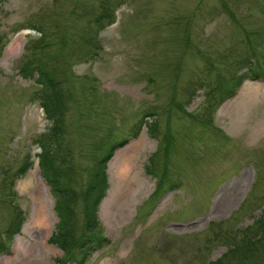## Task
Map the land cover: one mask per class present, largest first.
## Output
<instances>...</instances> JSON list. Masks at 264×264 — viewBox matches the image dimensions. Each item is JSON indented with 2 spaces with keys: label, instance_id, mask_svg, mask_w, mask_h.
Returning a JSON list of instances; mask_svg holds the SVG:
<instances>
[{
  "label": "rangeland",
  "instance_id": "374dc122",
  "mask_svg": "<svg viewBox=\"0 0 264 264\" xmlns=\"http://www.w3.org/2000/svg\"><path fill=\"white\" fill-rule=\"evenodd\" d=\"M27 61L63 95L59 183L39 166L52 123ZM263 61L264 0H0V264H62L60 188L81 228V193L124 138L84 264H264Z\"/></svg>",
  "mask_w": 264,
  "mask_h": 264
},
{
  "label": "trees",
  "instance_id": "16d2710c",
  "mask_svg": "<svg viewBox=\"0 0 264 264\" xmlns=\"http://www.w3.org/2000/svg\"><path fill=\"white\" fill-rule=\"evenodd\" d=\"M111 14H106L105 17L109 18ZM102 15H99L96 19L100 20ZM264 62V61H263ZM32 62L27 61L20 68L25 76L37 75V83H43L44 89L39 94L40 105L44 109L46 116L51 120V127L47 134L40 136L41 152L39 153V166H42L46 170L52 172V174L58 177L55 183H59L60 175L56 172V156L59 152V142L55 139L63 133L64 125V100L63 95L59 89V83L52 75V72L45 70L38 63L36 66H31ZM264 68V63L263 67ZM258 71L251 69L254 76H262L263 70ZM264 75V74H263ZM240 80V79H239ZM153 131V128H151ZM137 133V131L135 132ZM54 141V142H53ZM126 142L125 139H121L109 146L108 150L104 153L100 159H98L94 172H92L89 183L82 191V216L83 221L81 228L78 227L76 209L73 208L74 193L70 188H60V196L56 201V207L58 208L59 221L56 231L51 235L50 240L54 242L62 251L63 259L62 264L68 261H73L75 264H84L90 251L96 246L100 245L106 238L101 236L99 230H95L98 226L97 210L99 203L105 196L106 189L108 187V176L106 173L107 161L112 156L113 151L122 146ZM29 164V162H26ZM27 164H24L19 169L20 173H24ZM152 172L151 169H148ZM62 192V194H61ZM264 210L262 212V215ZM16 218L6 227L4 233L9 242L14 235L19 231L23 222L22 214L18 213ZM264 218L257 219V222ZM77 224V226H76ZM248 234V232H247ZM247 250L243 249V252L249 254L258 242V233L245 237ZM2 238H0V249L4 244ZM77 251H80L77 253ZM233 250L231 249V252ZM79 254V255H78ZM234 254V253H233ZM220 260L218 264H220Z\"/></svg>",
  "mask_w": 264,
  "mask_h": 264
},
{
  "label": "bare ground",
  "instance_id": "6f19581e",
  "mask_svg": "<svg viewBox=\"0 0 264 264\" xmlns=\"http://www.w3.org/2000/svg\"><path fill=\"white\" fill-rule=\"evenodd\" d=\"M25 32H26V31H24L23 33H25ZM40 215H41V217H42L43 219H47L48 214H47L46 210L41 209V210H40Z\"/></svg>",
  "mask_w": 264,
  "mask_h": 264
}]
</instances>
